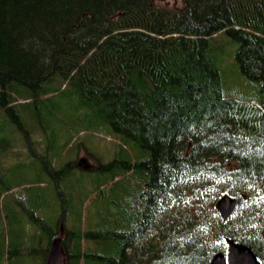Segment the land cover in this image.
I'll list each match as a JSON object with an SVG mask.
<instances>
[{"label":"trees","instance_id":"trees-1","mask_svg":"<svg viewBox=\"0 0 264 264\" xmlns=\"http://www.w3.org/2000/svg\"><path fill=\"white\" fill-rule=\"evenodd\" d=\"M0 174V264H264V0H0Z\"/></svg>","mask_w":264,"mask_h":264},{"label":"water","instance_id":"water-1","mask_svg":"<svg viewBox=\"0 0 264 264\" xmlns=\"http://www.w3.org/2000/svg\"><path fill=\"white\" fill-rule=\"evenodd\" d=\"M78 165L83 169L89 167L88 160L84 157L78 161ZM236 205L237 199L229 194L221 196L217 201V208L224 219L231 216ZM64 229V224L62 223L60 225V235L56 236L51 242L46 264L66 263V252L62 238ZM228 244V257L221 252L217 253L210 264H263L260 257L257 256L248 245L236 242L233 239H228Z\"/></svg>","mask_w":264,"mask_h":264},{"label":"rangeland","instance_id":"rangeland-1","mask_svg":"<svg viewBox=\"0 0 264 264\" xmlns=\"http://www.w3.org/2000/svg\"><path fill=\"white\" fill-rule=\"evenodd\" d=\"M163 3H168L169 5H178L180 6L182 4V0H160ZM224 39V38H222ZM227 39V38H226ZM228 42V39H227ZM228 45V43H227ZM234 78L233 77H229V82H233ZM241 90L245 93H251L252 89L249 86H245L242 85L241 86ZM58 99L63 100L65 98V96H57ZM72 113V111H68L67 115H70ZM71 131H73V129H71ZM18 134V132L16 131V135ZM40 133L39 132H35V135H33L35 138L40 137ZM108 140V139H107ZM97 141V147H95V150L97 151V153L99 154H103V153H107L106 155L109 157L111 154H114V152L116 151V145L112 142L106 141L104 139L101 138V135H98V138H96ZM97 155V154H96ZM96 155L92 152L88 153L85 150H81V153L78 154L76 161H74V163L72 162V166L74 169H78V170H88V169H83L78 165V161L82 156L87 157V159L90 161V168L93 165H96L97 163V159H96ZM10 159V158H9ZM27 160H33V159H27ZM1 161H5V160H1ZM7 162H13V160H6ZM89 168V169H90ZM9 176V175H8ZM9 179L14 180L15 177L10 175ZM21 181H34L35 180V174L34 172L30 171H26L25 174H22V177H20ZM2 191H5L4 187H3V182H2V174H0V193ZM26 191H24V189L21 187V185H18V187L13 188L8 194L7 196L9 198H16L19 199L20 195H24L27 196ZM24 198V197H23ZM22 200V199H20Z\"/></svg>","mask_w":264,"mask_h":264}]
</instances>
